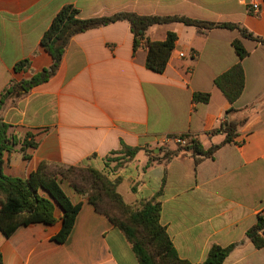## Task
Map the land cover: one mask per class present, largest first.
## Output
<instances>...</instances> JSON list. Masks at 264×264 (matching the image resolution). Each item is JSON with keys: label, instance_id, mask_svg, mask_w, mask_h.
<instances>
[{"label": "crops", "instance_id": "0c3cea01", "mask_svg": "<svg viewBox=\"0 0 264 264\" xmlns=\"http://www.w3.org/2000/svg\"><path fill=\"white\" fill-rule=\"evenodd\" d=\"M251 3L259 5L256 13ZM72 5L80 19L119 12L139 16L185 17L208 23L238 24L264 39V0H0V92L48 68L50 55L40 40L52 19ZM177 39L162 74L145 68L144 44L133 53L129 24L119 21L75 35L55 75L0 112L20 142L33 136L36 148L23 159L17 148L4 154L5 175L27 179L45 162L85 166L107 174L104 160L120 142L142 149L107 178L121 180L118 193L127 204L155 199L180 259L206 260L213 245L242 242L223 264H264V247L255 249L245 232L264 210V46L240 39L237 30L199 32L181 23L148 29L150 41ZM248 53L239 60L232 43ZM27 60L26 72L17 63ZM240 63L244 88L229 104L214 80ZM209 94L207 104L194 94ZM236 129L230 143L210 157L182 152L168 162L170 136L188 135L207 150L220 145L222 124ZM61 188L80 204L71 233L58 244L61 223L21 226L9 237L0 232L3 264H138L124 235L96 213L85 196L67 183ZM62 211L57 207L55 215Z\"/></svg>", "mask_w": 264, "mask_h": 264}, {"label": "trees", "instance_id": "16d2710c", "mask_svg": "<svg viewBox=\"0 0 264 264\" xmlns=\"http://www.w3.org/2000/svg\"><path fill=\"white\" fill-rule=\"evenodd\" d=\"M125 21L129 24L133 38V53L142 44L147 48L145 68L153 73L162 74L167 66L171 52L174 49L176 35L168 33L161 42L150 41L146 37L148 29L155 25L181 23L195 27L199 32L212 29L237 30L240 39L254 41L264 46V39L253 35L238 24L208 23L190 20L185 17L139 16L134 13L119 12L110 17L80 19L78 11L72 5H65L54 16L47 31L43 34L41 47L50 55L52 63L48 68L33 74L21 82H11L0 92V112L4 111L12 100L28 93L31 89L46 83L57 72L62 61L65 48L72 37L91 29ZM232 46L242 60L247 56L239 39ZM29 68L27 60L17 63V72H26ZM217 88L229 104H233L242 94L244 88V73L240 63L214 80ZM209 94H194L193 100L207 104ZM225 139L220 145L205 150L201 144L188 135L170 136L174 149H166L161 161L168 162L182 152H190L200 158L210 157L223 144L230 143L236 136V129L229 124H222L220 130ZM180 139L184 144L176 143ZM33 136H28L20 142L14 134V128L0 122V232L9 238L17 228L31 224L53 225L60 221L59 231L53 241L62 244L72 231L75 218L80 211V204H73L61 188L65 182L79 196H85L94 211L104 216L109 223L118 229L131 245L138 264H191L180 259L166 232L160 224L161 206L155 199L143 201L134 205L123 201L117 191L121 180H109L108 172L116 174L125 164L131 162L142 151L139 147H129L120 142L119 150L113 151L105 158L107 174L85 166H63L41 163L35 172L27 179L11 177L3 172L4 154L17 148L23 153V159L30 158L29 151L36 148ZM55 201L56 205L53 203ZM57 207L62 211L59 218L55 212ZM245 241L250 242L255 249L264 247V210L258 214L256 223L245 232ZM240 243L222 248L213 245L201 264H223L228 255ZM0 264L2 257L0 255Z\"/></svg>", "mask_w": 264, "mask_h": 264}, {"label": "built area", "instance_id": "2783aa9c", "mask_svg": "<svg viewBox=\"0 0 264 264\" xmlns=\"http://www.w3.org/2000/svg\"><path fill=\"white\" fill-rule=\"evenodd\" d=\"M258 8H259V5L257 4V3H251L250 5H249V9L252 11V12H254V13H256L257 11H258ZM176 143H180V144H184V141L183 140H180V139H175L174 140ZM111 173H109V175H110ZM108 175V174H107Z\"/></svg>", "mask_w": 264, "mask_h": 264}, {"label": "water", "instance_id": "95a60500", "mask_svg": "<svg viewBox=\"0 0 264 264\" xmlns=\"http://www.w3.org/2000/svg\"><path fill=\"white\" fill-rule=\"evenodd\" d=\"M53 203L55 204V206H57L56 203H55V201H53ZM58 208H59V207H58ZM59 209H60V208H59ZM60 210H61V209H60Z\"/></svg>", "mask_w": 264, "mask_h": 264}, {"label": "rangeland", "instance_id": "374dc122", "mask_svg": "<svg viewBox=\"0 0 264 264\" xmlns=\"http://www.w3.org/2000/svg\"><path fill=\"white\" fill-rule=\"evenodd\" d=\"M170 144H172V143H170ZM173 145V144H172Z\"/></svg>", "mask_w": 264, "mask_h": 264}]
</instances>
